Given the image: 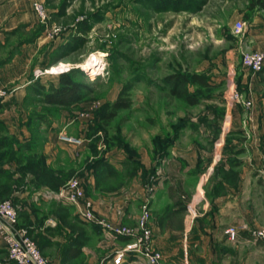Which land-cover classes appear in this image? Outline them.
Returning a JSON list of instances; mask_svg holds the SVG:
<instances>
[{
	"label": "rangeland",
	"instance_id": "rangeland-1",
	"mask_svg": "<svg viewBox=\"0 0 264 264\" xmlns=\"http://www.w3.org/2000/svg\"><path fill=\"white\" fill-rule=\"evenodd\" d=\"M42 2L48 17L40 22L42 56L37 50L36 57L38 64L44 66L38 69L33 65L30 74L38 76L42 83L56 82L60 71L73 68L76 69L74 78L89 83L91 91L73 106L26 104L27 113L32 110V116L24 120L29 123L28 128L25 126L26 136H14L1 122L0 143L4 140L8 147L0 148V163L13 166L32 160L40 163L42 157L46 158L42 144L49 131L55 133L57 142L56 155L51 162L65 164L52 166L68 172L67 179L77 176L84 188L86 178L78 171L94 158H111L117 165L119 159L120 163L129 161L134 164L127 168L132 173L138 166L134 160L139 162L141 158L149 165L148 173L140 184L138 179L132 183L135 186H132L133 197L129 203L137 213L146 186H153L150 203L158 199V191H155V181L161 175L158 168L163 161L172 160L169 150L173 142L178 149L195 141L208 146L212 141L199 132L216 131L220 125L218 121L228 96L229 70L241 66L242 51H264V8L250 9L245 0ZM237 20L244 22L238 33L233 28ZM92 59L96 63L91 65ZM175 73H195L207 79L205 86L187 85V91L197 96L196 103L189 105L169 94L167 79ZM120 90H124L122 96L129 98V106L118 109L112 119L102 122L103 110ZM36 111L40 117L35 116ZM60 132L78 137L80 143H62L58 140ZM31 138L34 139L32 148H22L20 144L28 143ZM164 153L169 155L162 159ZM15 167L18 170L17 164ZM162 168L172 171L167 163ZM19 170L24 175L29 174L23 168ZM39 171L43 173L41 167ZM1 180L6 183L8 177ZM115 181L119 180L112 177L106 183ZM56 204L59 210H66L69 203L58 200ZM18 211V226L25 228L38 245L30 216L20 206ZM125 258L123 263L127 264L134 259L130 255ZM0 264H14L7 257L1 237Z\"/></svg>",
	"mask_w": 264,
	"mask_h": 264
},
{
	"label": "crops",
	"instance_id": "crops-1",
	"mask_svg": "<svg viewBox=\"0 0 264 264\" xmlns=\"http://www.w3.org/2000/svg\"><path fill=\"white\" fill-rule=\"evenodd\" d=\"M31 1L0 0V85L10 89L0 102V123L19 137L28 133L23 99L30 70L33 65L42 67L36 57L37 50L42 56V30ZM228 73L220 125L216 131L199 132L212 141L208 146L195 141L178 149L173 142L169 150L172 160L163 161L172 171L167 172L163 165L158 168V199L149 203V213L152 242L162 256L160 264H264V243L248 234L249 229L264 226V65L259 72L239 65ZM235 93L250 100L249 106L236 100ZM54 134H46L42 151L48 165L61 167L64 162H51L57 151ZM107 161L117 174L105 172L97 178L91 168L77 170L86 178L84 193L92 201L94 214L105 223L134 227L138 213L129 204L132 183L136 179L141 183L149 165L140 158L132 173L127 169L133 166L129 161L120 163L119 159V165L111 158ZM15 165L0 163L5 170L0 172V200L6 196L15 199L18 208L30 216L47 264H114L112 257L122 248L125 236L83 220L74 205L59 210L58 199L49 195L50 188L34 185L31 174L21 175ZM3 177H8L6 183ZM112 177L119 181L106 183ZM19 184H28L32 192ZM229 225L237 228L234 240L224 232ZM125 259L118 264H127ZM129 262L147 264L141 257Z\"/></svg>",
	"mask_w": 264,
	"mask_h": 264
},
{
	"label": "built area",
	"instance_id": "built-area-1",
	"mask_svg": "<svg viewBox=\"0 0 264 264\" xmlns=\"http://www.w3.org/2000/svg\"><path fill=\"white\" fill-rule=\"evenodd\" d=\"M31 9L36 14L40 22L45 21L48 12L40 0L31 1ZM244 22L235 21L233 28L235 32H240ZM240 63L251 72H259L264 65V51L250 49L242 51L240 54ZM10 94V89L0 85V102ZM236 100H240L244 107H248L250 100H243L240 94L235 93ZM58 140L79 144L80 139L60 132ZM153 186H146L144 199L139 207L134 227H128L124 224L110 226L94 214L92 201L85 195L81 180L76 177L67 179L57 190H50L49 195L65 201L77 208L76 213L85 221H95L101 224L105 229H109L114 235L125 236L122 248L113 255V263L118 264L126 255L141 257L147 264H160L162 260L161 253L155 248L152 238L153 231L150 227L149 203ZM17 207L9 199L0 200V237L4 247H6L7 257L14 264H47L45 256L40 251L38 245L29 237L27 231L22 226H18ZM227 238L234 240L237 234V228L229 225L224 228ZM250 238L260 240L264 243V226L253 227L248 230Z\"/></svg>",
	"mask_w": 264,
	"mask_h": 264
},
{
	"label": "trees",
	"instance_id": "trees-1",
	"mask_svg": "<svg viewBox=\"0 0 264 264\" xmlns=\"http://www.w3.org/2000/svg\"><path fill=\"white\" fill-rule=\"evenodd\" d=\"M245 1H247L248 4L247 6L250 9L264 8V0H245ZM60 6L61 8H63L62 3L60 4ZM40 29L42 30V26H40ZM43 66L44 64H42V68ZM75 70L76 69L68 68V70L60 71L57 75L56 82L48 81L47 83H42L38 76H34L30 74L31 80L29 81L28 86L26 87V93L23 99L25 100L24 106L26 107V104L33 105L36 103H42L43 104L42 106L45 105V107L73 106L78 101L84 99V97L88 95V93L91 91V85L89 83L87 84L74 78L73 74ZM167 80L169 84L168 87L169 94L181 99L182 101H184L189 105L196 103L198 98L195 94L191 92L189 93L187 91V85L194 83L200 86L208 85V81L207 79H205V77L195 73H190V75H186L184 73H175L174 75L170 76ZM123 91L124 90H120L116 98L111 102H109V104L105 107L101 115L102 122L103 121L107 122L110 119H112L117 114L118 109L126 108L129 106L130 103L129 98L121 95ZM27 114H28L27 116V120H28L29 117L32 116V110H30V113L28 111ZM34 114L36 117H40V114L37 113V111ZM24 125L27 126L28 128L29 123L27 121H24ZM31 140H29L28 143H21L20 144L21 147L26 150H30L32 148V145L34 144L33 143L34 139L31 138ZM7 144L8 143L5 144L3 140V142L0 143V148H4L5 146L8 147ZM42 158L43 160L40 163H36L35 160H32V162H28L27 164H23V165L17 162L16 163L17 169L18 171H20L19 170L20 168L27 170V172L32 176L34 185L38 186L41 184V185H45L46 187H49L50 190H57L62 186V184L65 182V179H67L70 174L68 172L65 173L64 171H62V169H57L48 165L45 162L46 158L44 157ZM134 162L137 163L136 165L139 164V162H136L135 160ZM39 166L41 167L43 173L39 171L40 168ZM85 168L87 169L91 168L97 178L102 173L105 172L109 174L110 173L117 174V170H115L113 166L104 157L94 158ZM3 171L5 172L4 169L3 170L0 169V172ZM21 175L24 174L21 173ZM55 182H59V183H56L55 185ZM10 200L12 201V199ZM13 203L15 204V202ZM17 217H18V207H17Z\"/></svg>",
	"mask_w": 264,
	"mask_h": 264
},
{
	"label": "bare ground",
	"instance_id": "bare-ground-1",
	"mask_svg": "<svg viewBox=\"0 0 264 264\" xmlns=\"http://www.w3.org/2000/svg\"><path fill=\"white\" fill-rule=\"evenodd\" d=\"M94 63H96V62L94 61V59H92L90 64L92 65V64H94Z\"/></svg>",
	"mask_w": 264,
	"mask_h": 264
}]
</instances>
